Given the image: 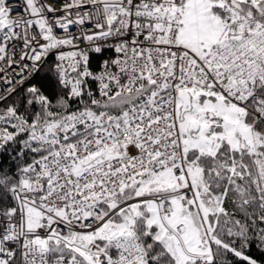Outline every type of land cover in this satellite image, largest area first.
Segmentation results:
<instances>
[{
	"label": "snow or ice",
	"instance_id": "1",
	"mask_svg": "<svg viewBox=\"0 0 264 264\" xmlns=\"http://www.w3.org/2000/svg\"><path fill=\"white\" fill-rule=\"evenodd\" d=\"M0 264H264V0H0Z\"/></svg>",
	"mask_w": 264,
	"mask_h": 264
},
{
	"label": "built area",
	"instance_id": "2",
	"mask_svg": "<svg viewBox=\"0 0 264 264\" xmlns=\"http://www.w3.org/2000/svg\"><path fill=\"white\" fill-rule=\"evenodd\" d=\"M15 10H16L17 12H18V11H21V9H19V8L15 9Z\"/></svg>",
	"mask_w": 264,
	"mask_h": 264
},
{
	"label": "water",
	"instance_id": "3",
	"mask_svg": "<svg viewBox=\"0 0 264 264\" xmlns=\"http://www.w3.org/2000/svg\"><path fill=\"white\" fill-rule=\"evenodd\" d=\"M14 11H16V10H14Z\"/></svg>",
	"mask_w": 264,
	"mask_h": 264
}]
</instances>
